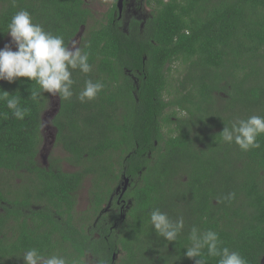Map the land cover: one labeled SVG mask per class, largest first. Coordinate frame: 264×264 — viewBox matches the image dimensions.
I'll return each instance as SVG.
<instances>
[{
    "label": "trees",
    "instance_id": "1",
    "mask_svg": "<svg viewBox=\"0 0 264 264\" xmlns=\"http://www.w3.org/2000/svg\"><path fill=\"white\" fill-rule=\"evenodd\" d=\"M151 1L144 29L134 21L123 31L114 6L82 37L92 70L72 72L73 96L58 95L53 120L55 142L76 171H64L57 159L48 167L38 161L50 94L37 104L30 99L35 82L0 81V91L28 109L18 120L0 101V264H25L33 248L69 264H87L89 255L112 264L120 250L116 264H195L185 255L194 226L217 232L220 247L247 264H264V135L246 152L220 135L239 119L264 117V0ZM20 10L68 46L94 16L86 0H0V49ZM176 63L187 66L179 85L171 79ZM87 80L103 89L81 102ZM124 175L131 204L115 243L112 235L92 239L77 223V194L90 180L89 212L96 215ZM157 208L172 220L183 217L177 241L157 235L150 222ZM110 216L116 221L122 212ZM8 229L15 232L10 244ZM204 259L218 264L206 250Z\"/></svg>",
    "mask_w": 264,
    "mask_h": 264
},
{
    "label": "clouds",
    "instance_id": "2",
    "mask_svg": "<svg viewBox=\"0 0 264 264\" xmlns=\"http://www.w3.org/2000/svg\"><path fill=\"white\" fill-rule=\"evenodd\" d=\"M7 28L11 43L0 49V81L15 83L18 78H28L35 82L39 90H31L30 99L37 104L45 92L52 96L59 95L61 100L71 99L75 83L72 72L78 69L87 74L92 70L88 53L82 50L78 42L73 41L68 46L62 36L46 31L34 22L27 10L17 11ZM102 89L101 82L87 80L78 98L81 102L94 100ZM19 99L16 94L3 89L0 91V101L12 110L16 119L23 120L28 109L19 106ZM220 135L225 143H235L242 151L259 148L257 137L264 135V117L253 115L239 119L231 127L226 126ZM234 195L230 194L231 197ZM150 222L157 235L169 243L177 241L185 226L183 217L172 220L158 208L151 212ZM188 239L191 243L186 247L185 255L194 259L195 264H206L205 250L207 256L218 257V264H247L240 253L220 247L221 241L215 231L202 232L194 226ZM22 258L25 264H69L63 256H45L35 248L26 251Z\"/></svg>",
    "mask_w": 264,
    "mask_h": 264
},
{
    "label": "rangeland",
    "instance_id": "3",
    "mask_svg": "<svg viewBox=\"0 0 264 264\" xmlns=\"http://www.w3.org/2000/svg\"><path fill=\"white\" fill-rule=\"evenodd\" d=\"M87 1V5H90L91 8L93 9V11H96V13H94V16L92 17V19L89 21V24L85 27L82 28V30L79 32L78 36L75 37L73 41L78 42L79 46L81 47V45L83 44L82 42V37L84 36V33L87 32L92 26L95 25H100V23H105L106 22V14L112 9L113 6H115V4H117L118 6V2L117 0H86ZM153 7L154 5H150L148 7V12L146 14V16H150L153 13ZM118 8V7H117ZM121 27H123V31L125 30V25H122ZM11 43V37H7L5 39V41L2 44L1 49H3L5 47V45ZM13 50L15 51L16 48L15 46H13ZM187 66L186 65H179V63H176L174 65V67H172V74H175V77L171 79L175 80V85H179L178 79L181 75H183L185 73ZM59 109V97L58 95L56 96H52L50 94L49 97V103L46 107V110L43 113V124H42V135H43V141L40 147V153L38 156V161L39 163L44 166V167H48L51 163L52 159H57L60 161V163L62 164V167L64 169V171L66 172H74L77 169L72 167L67 158L68 155L66 153V151L64 150V148L61 145H58L55 141H56V134H57V129L53 124V120L56 117V113L57 110ZM120 181L117 182V185L119 184ZM90 180H86L81 189L79 190L77 196H78V206H77V217L80 221V224H82V226L80 224L79 227L84 228L83 231L86 233L87 231H91L92 228L94 227L92 224L94 222V220L90 219L89 221L86 222H82L81 223V218L83 217V214L86 215V211L89 208V203H90ZM114 210H116V208H114ZM80 216V218H79ZM83 224L84 227H83ZM98 231V230H97ZM112 236H111V240L114 241V236L117 233V230H115L114 232H111ZM87 235V233H86ZM88 236L93 237L92 239H97L93 234H90L88 232ZM124 253L121 252V250L119 251V253L116 254V259L114 260V262H112V264H116L118 263V260L120 259L121 256H123ZM86 259V263L87 264H98L97 259L91 255H89L88 257L85 258Z\"/></svg>",
    "mask_w": 264,
    "mask_h": 264
},
{
    "label": "flooded vegetation",
    "instance_id": "4",
    "mask_svg": "<svg viewBox=\"0 0 264 264\" xmlns=\"http://www.w3.org/2000/svg\"><path fill=\"white\" fill-rule=\"evenodd\" d=\"M148 1L149 0H123L121 11H119V9L117 8L118 7L117 4H115V8H116L115 18L119 21L120 28L123 29V27L121 26L125 25L126 27L125 30L126 32H128L127 30L130 29L132 22L135 21L139 24V27L144 29L148 19L151 18L152 16V15L146 16L148 12L147 9L150 5H154L155 7V4L152 1L151 3ZM117 2L119 4V0H117ZM87 7L88 9H91L92 12L96 13V11H93L90 5H87ZM154 7H153V11H154ZM105 19H107V16ZM125 178L128 179L129 182L125 183ZM119 181L120 182L118 185L115 186V191L111 195L109 201L102 205V208L99 210V212L96 215L94 213L89 212V208H90V204H89V208L86 211V215L83 214V217L81 218V223L82 222L87 223V221H89L90 219L94 220L92 224L94 227L92 228L91 231L86 230V233L87 235L88 232L90 234H93L97 238L96 240H99L102 237H105V239H107V237L112 234L111 232H114L115 230L118 231L120 229L122 220L126 219V214H127L126 211L129 209L131 200L125 198V196L126 193H128L129 189L132 187V183L130 177H127L125 175L122 176ZM114 201L117 204V206H119V208H116V210H114L113 207ZM77 206L78 204L75 206V210H77ZM115 211L122 212V216H121L122 218L121 217L119 219L117 218L116 221H114L113 216H110V214ZM76 220L77 223L80 224V221L77 217V212H76ZM80 225L82 226V224ZM84 225L85 224H83V227ZM14 233L15 232L13 230L10 229L5 230L4 236L2 235L3 238L5 239V243L10 244V242L13 239L11 238V236ZM116 254L117 253L113 255V262L116 259Z\"/></svg>",
    "mask_w": 264,
    "mask_h": 264
},
{
    "label": "water",
    "instance_id": "5",
    "mask_svg": "<svg viewBox=\"0 0 264 264\" xmlns=\"http://www.w3.org/2000/svg\"><path fill=\"white\" fill-rule=\"evenodd\" d=\"M122 2H123V0H119V4H118V9H119V11L122 10ZM127 182H129V180L125 178V183H127ZM125 190H126V189H125Z\"/></svg>",
    "mask_w": 264,
    "mask_h": 264
}]
</instances>
